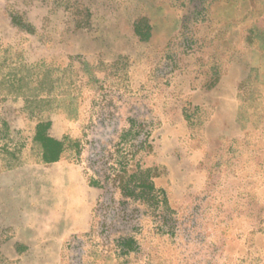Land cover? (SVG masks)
I'll return each mask as SVG.
<instances>
[{
  "label": "rangeland",
  "instance_id": "374dc122",
  "mask_svg": "<svg viewBox=\"0 0 264 264\" xmlns=\"http://www.w3.org/2000/svg\"><path fill=\"white\" fill-rule=\"evenodd\" d=\"M4 202L0 264H264V0H0Z\"/></svg>",
  "mask_w": 264,
  "mask_h": 264
},
{
  "label": "crops",
  "instance_id": "0c3cea01",
  "mask_svg": "<svg viewBox=\"0 0 264 264\" xmlns=\"http://www.w3.org/2000/svg\"><path fill=\"white\" fill-rule=\"evenodd\" d=\"M10 204L7 203H3L2 205V214H3V219H0V228H2V230H0V234L2 232V238L3 240H5L8 245H10L11 243L14 244L15 241H19L21 242V238L22 235H24L27 231H31L37 234H42V232H45V235H48L50 239H56L57 234L59 233V230H57V228H55L54 226L57 225L56 222L50 221L49 223H51L50 228L47 230H43L44 228L41 229V227L45 226L46 224H43V226L40 224H38L36 221L32 222V221H27L26 215H25V211H23L22 208H18V218H14L11 219L9 217H7L6 215L10 214ZM86 221L83 220H79L78 223L80 224H84ZM41 225V226H40ZM46 228V227H45ZM71 228L66 227L65 230H69Z\"/></svg>",
  "mask_w": 264,
  "mask_h": 264
}]
</instances>
